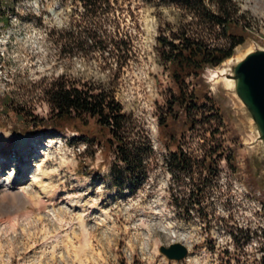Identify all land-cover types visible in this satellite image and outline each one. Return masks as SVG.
<instances>
[{
    "label": "rangeland",
    "instance_id": "374dc122",
    "mask_svg": "<svg viewBox=\"0 0 264 264\" xmlns=\"http://www.w3.org/2000/svg\"><path fill=\"white\" fill-rule=\"evenodd\" d=\"M12 1L9 25L0 20V264H264V176L236 100L212 80L219 66L188 80L199 107L168 116L175 87L159 38L186 29L229 46L206 10L188 0ZM232 1L245 27L233 55L264 48V0ZM57 81L114 92L133 133L149 137L148 176L134 192L95 120L85 135L45 128ZM173 242L189 247L184 260L161 252Z\"/></svg>",
    "mask_w": 264,
    "mask_h": 264
},
{
    "label": "trees",
    "instance_id": "16d2710c",
    "mask_svg": "<svg viewBox=\"0 0 264 264\" xmlns=\"http://www.w3.org/2000/svg\"><path fill=\"white\" fill-rule=\"evenodd\" d=\"M188 1L206 10L210 23L221 28L224 36L229 40V46L206 43L190 35L189 30L186 29H179L172 37L159 38L161 57L175 87V93L170 99L172 105L168 116L178 114L173 111L176 109L183 110L188 116L195 106L199 107L202 95L196 89L190 90L189 78L198 79L205 68L219 66L225 59L232 57L234 49L245 40V31H243L245 27L239 18H236L238 9L235 8L232 0H213L219 9L218 13L209 10L205 0ZM0 2L7 4L5 9L0 8V20L4 21L5 25H9V13H16V3L12 0H0ZM9 99V96L4 97L2 102L7 104ZM48 99L53 110L51 117L43 121L46 129L58 133L66 128H72L84 134L81 125L89 126L88 120L92 118L109 135L107 141L116 156L113 166L119 167L120 162L124 165V171L119 178L128 181L132 192L141 186L148 176L147 157L153 151L152 144L148 136L133 133L130 128L131 116L124 111L114 92L101 86L80 87L75 84L68 86L63 81H57L49 88ZM166 122L167 119L163 118L160 127L164 129ZM166 134L170 140L176 138L173 130ZM176 148L178 150L174 152L172 160L180 171L186 170L189 166L184 151L180 144ZM233 166L236 167L234 163ZM212 167H214L213 160L208 162V169L211 170ZM261 202L264 206V201ZM261 235L264 236V230Z\"/></svg>",
    "mask_w": 264,
    "mask_h": 264
},
{
    "label": "water",
    "instance_id": "95a60500",
    "mask_svg": "<svg viewBox=\"0 0 264 264\" xmlns=\"http://www.w3.org/2000/svg\"><path fill=\"white\" fill-rule=\"evenodd\" d=\"M218 69L225 71L212 80H221L236 100L239 115L247 122L253 137L249 145L255 149V164L264 176V48L256 45L239 56L233 55ZM160 250L168 259L180 261L187 257L189 248L186 243L173 242Z\"/></svg>",
    "mask_w": 264,
    "mask_h": 264
},
{
    "label": "bare ground",
    "instance_id": "6f19581e",
    "mask_svg": "<svg viewBox=\"0 0 264 264\" xmlns=\"http://www.w3.org/2000/svg\"><path fill=\"white\" fill-rule=\"evenodd\" d=\"M224 71H225V70H223V69H222L220 72H219V71H215V72H214V78L218 77L220 74H223ZM25 147H26V146H22L21 150H26ZM35 178H36V177H35ZM14 179H15V178H12L10 181L12 182V181H14ZM11 182H9V183H10V185H11V187H12ZM5 186H7V185L5 184ZM10 189H11V188H10ZM78 200H79V199H78ZM80 204H81V203H80ZM69 205H70L74 210H76V208L79 207L78 201H76V202H70ZM81 205H82V204H81Z\"/></svg>",
    "mask_w": 264,
    "mask_h": 264
}]
</instances>
